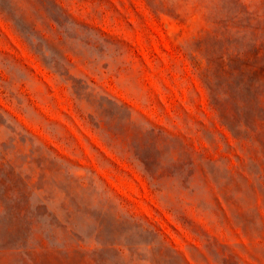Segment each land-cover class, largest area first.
Segmentation results:
<instances>
[{"label": "rangeland", "instance_id": "1", "mask_svg": "<svg viewBox=\"0 0 264 264\" xmlns=\"http://www.w3.org/2000/svg\"><path fill=\"white\" fill-rule=\"evenodd\" d=\"M257 50L264 0H0V264H264V94L207 89Z\"/></svg>", "mask_w": 264, "mask_h": 264}, {"label": "trees", "instance_id": "2", "mask_svg": "<svg viewBox=\"0 0 264 264\" xmlns=\"http://www.w3.org/2000/svg\"><path fill=\"white\" fill-rule=\"evenodd\" d=\"M239 58H242V64L238 68H229L228 61L230 58L218 56L216 60H218V74H225L226 78L222 80L225 88L222 91L224 94V99H219V92L216 90V84L212 87V82L208 84L207 89L209 93L210 104L214 108L216 115L219 121L226 126V128L232 132L234 135L238 134L240 130V126H236L234 124L236 117L235 110L233 106L240 103V101L233 95L231 91V87L234 86L237 90H244L247 93L246 100H259L262 98V95L252 94V91L260 88V93L264 94V80L262 78L261 69L255 66V64L259 61L260 55L258 54V50L253 52L252 54H238ZM227 61V62H226ZM216 76V77H217ZM217 79H219L217 77ZM230 89V91H229ZM262 101V100H261ZM240 122H238L239 124Z\"/></svg>", "mask_w": 264, "mask_h": 264}]
</instances>
